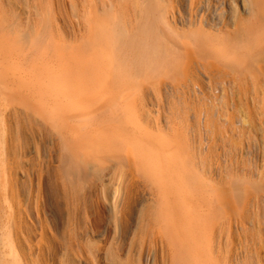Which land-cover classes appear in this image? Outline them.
<instances>
[{
	"label": "bare ground",
	"instance_id": "6f19581e",
	"mask_svg": "<svg viewBox=\"0 0 264 264\" xmlns=\"http://www.w3.org/2000/svg\"><path fill=\"white\" fill-rule=\"evenodd\" d=\"M186 1L0 0V264H28V250H35L36 226L20 199L18 152L5 122L22 112H37L65 134L70 153L89 160L87 166L126 161L132 185L153 186L154 236L167 239L173 264H242L237 238L247 221L236 209L245 197L241 191L256 186L210 184L213 163L197 162L190 152L191 123L182 116L187 110L176 107L170 122L154 116L152 106L170 88L189 100L190 88L212 76L202 68L206 60L240 76L264 74V0H244L251 19L237 12L233 26L227 0L214 5L222 10L217 14L212 7L206 13L204 0H189L185 16ZM186 25L195 28L184 33ZM206 28L222 37L209 42ZM225 34H239L242 47L235 54L225 47ZM190 48V55L183 52ZM29 61L31 71L24 68Z\"/></svg>",
	"mask_w": 264,
	"mask_h": 264
},
{
	"label": "rangeland",
	"instance_id": "374dc122",
	"mask_svg": "<svg viewBox=\"0 0 264 264\" xmlns=\"http://www.w3.org/2000/svg\"><path fill=\"white\" fill-rule=\"evenodd\" d=\"M220 2L204 0L206 13H212L211 7L213 14L222 11L215 7ZM227 3L224 11L227 16L229 13L231 24L233 19L237 20V16H234L240 11L245 21L251 19L246 12V1L237 0V5L232 0H227ZM189 6L188 0L185 2V9L188 7L186 11ZM188 14L187 11L185 16ZM194 28L186 25L183 32L189 33ZM208 30L211 31L210 28ZM208 30L205 29L204 36L206 39L208 37L209 42L222 37L218 31L208 33ZM223 36L222 40L228 44L225 46L228 52L235 54L242 47L237 39L239 34ZM183 52L190 55L191 48ZM31 66L29 61L24 68L31 71ZM204 66L202 68L208 69L212 76H203L201 88H190L189 100L170 88L165 90L168 94L163 91L156 98L158 100H155L152 112L154 116L161 114L162 119L172 122L175 120L172 111H178L177 108L187 110L183 111L186 115L182 116L191 123L190 152L197 162L206 158L208 163H213L212 166L208 165L215 171L214 180L208 181L210 184L226 186V182L234 181L241 186L248 183L256 186L250 191H241L245 197L236 211L247 221V232L241 230L242 235H238L237 244L238 251L243 252L240 259L242 264L246 261L247 264H264V74L249 75L250 78L248 75L240 76L237 72L232 74L233 71L211 60H206ZM258 77L263 79L262 89L255 91L254 83ZM182 104L189 107L185 108ZM187 115H190L189 118ZM5 122L18 152L17 177L22 180L19 181L20 199L28 209V221L36 226L35 237L30 242L35 250H28V264H173L174 250L167 239L160 241L154 236L151 221L152 215L156 213L153 208L156 203L152 197L155 190H152V185V189L150 185H142V181L141 184L138 181L132 185L130 178H125L130 169L126 161L105 159L102 167L94 170L87 166L89 160L83 163L75 153H70L66 147L69 140L65 139V134L58 133L37 112H22ZM77 123L76 120L71 122L73 125ZM137 185L140 187L138 191ZM249 199L253 200L252 203ZM39 219L44 221L43 226ZM20 254L22 252L18 249L21 257ZM19 262L23 264L22 260Z\"/></svg>",
	"mask_w": 264,
	"mask_h": 264
}]
</instances>
